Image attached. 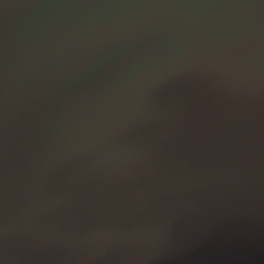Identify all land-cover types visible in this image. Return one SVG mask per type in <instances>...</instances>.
<instances>
[{"label":"water","instance_id":"1","mask_svg":"<svg viewBox=\"0 0 264 264\" xmlns=\"http://www.w3.org/2000/svg\"><path fill=\"white\" fill-rule=\"evenodd\" d=\"M0 264H264V0H0Z\"/></svg>","mask_w":264,"mask_h":264}]
</instances>
